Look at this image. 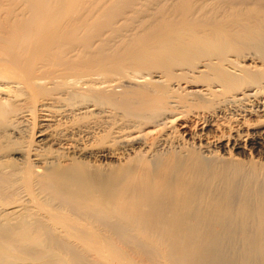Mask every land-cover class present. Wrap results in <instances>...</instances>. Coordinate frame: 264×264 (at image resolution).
Returning a JSON list of instances; mask_svg holds the SVG:
<instances>
[{
  "label": "bare ground",
  "instance_id": "1",
  "mask_svg": "<svg viewBox=\"0 0 264 264\" xmlns=\"http://www.w3.org/2000/svg\"><path fill=\"white\" fill-rule=\"evenodd\" d=\"M245 151L264 156V9L0 0V264H264Z\"/></svg>",
  "mask_w": 264,
  "mask_h": 264
},
{
  "label": "rangeland",
  "instance_id": "2",
  "mask_svg": "<svg viewBox=\"0 0 264 264\" xmlns=\"http://www.w3.org/2000/svg\"><path fill=\"white\" fill-rule=\"evenodd\" d=\"M214 2L216 4H218L219 6H223V7H233V6L241 7V8H243V7H258V8L264 9V0H249V1L248 0H214ZM139 22H141V23L143 22L145 24L149 22V17H147V13L144 15V17H140L138 20H135V21L131 20V21L126 22L125 26L135 27L136 25H138ZM164 122H165V120L159 121L158 123H156V125L163 126ZM151 130H152V128L148 127L144 131H142L141 133L133 134L131 136V138H136L138 136L139 137L143 136L144 134L150 132ZM106 139H108V138H106ZM104 141H105V139L103 140V142ZM247 152L248 151H245L244 154L239 153V155H236L235 152H234V153H231V157H232V159L234 161H236L237 163H239V165H241L243 167V173L245 175L249 174L250 172H255V174L257 172L258 176H256L257 177L256 180H254L253 182L251 181L250 187H252L253 185L256 186L258 184H261V185L257 186V187H261L262 184H264V183H262V182H264V156L260 157L259 155L256 156V154H252V153L249 154ZM139 154L140 155L142 154V156L144 157V152H139L138 155ZM232 154H234V155H232ZM130 157L132 158V157H134V155H131L128 158L127 157L122 158L123 160L122 159H119V160H114V159L106 160V159H103V166H105L107 164L105 167H103L104 168L103 169L104 174L108 173V171H106V173H105V170L109 169V167H110L109 171L111 169H115V168L116 169L124 168L129 163L127 161H129ZM248 165H249V167H248ZM251 165H252V167H251ZM121 166H123V167H121ZM240 180H239V184H243L241 186L238 185L240 187L244 186L247 183V182L245 183L243 179H240ZM254 182H256L257 184L256 183L254 184ZM247 186H248V184H247ZM257 187H254V188H257Z\"/></svg>",
  "mask_w": 264,
  "mask_h": 264
}]
</instances>
